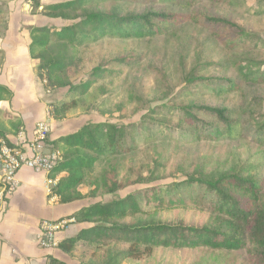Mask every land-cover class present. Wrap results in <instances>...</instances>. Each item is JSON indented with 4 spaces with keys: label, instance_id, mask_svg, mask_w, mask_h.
<instances>
[{
    "label": "rangeland",
    "instance_id": "1",
    "mask_svg": "<svg viewBox=\"0 0 264 264\" xmlns=\"http://www.w3.org/2000/svg\"><path fill=\"white\" fill-rule=\"evenodd\" d=\"M9 1L0 0V48H9L18 33L21 40L17 45L24 49L33 27L60 28L64 23H78L83 16L80 10H69L73 19L65 22L45 16L44 6L68 0H18L15 8ZM86 9L120 15L164 12L183 19L164 22L161 33L151 38L106 36L78 46L74 55L68 46L65 52L73 58L62 72L63 80L69 83L66 86H50L44 77V81L35 77L51 111L52 130L64 135L97 122L130 125L133 130L135 147L99 159L78 185L80 195L68 203L77 209L133 195L146 213L132 221L125 219L124 223L155 220L196 225L213 219L209 208L187 204L156 209L145 204L144 192L189 178L216 177L241 166L250 168L264 187V144L249 130L241 133L243 128H250V122H264V83L245 81L234 65L254 60L263 62L264 67V0H196L191 7L179 0H90ZM207 18L234 25L215 27L205 23ZM240 32L247 39L239 40ZM55 49L53 45L51 50ZM16 57L20 66L25 65L26 59L33 64L24 52ZM6 63V55L0 54V70ZM34 64H39L38 59ZM95 67L101 71L93 76L92 88L83 94L77 86L92 76ZM17 71H11L12 80ZM24 72L28 74L29 70H20L21 75ZM214 80L223 84L238 81L240 88L218 94L217 89L207 85ZM190 81L196 84V90L191 91L194 86ZM63 102L71 104L62 109ZM190 105L226 109L235 123L233 129L216 138L208 137L206 132L194 136L193 130L197 129L184 119L182 110ZM196 113L200 119L215 123L210 115ZM198 125L202 126V122ZM73 224L77 232L83 227ZM109 247L112 252L94 253L80 245L72 256L57 254L68 264H106L108 255L123 246ZM120 264H247V260L244 250L157 247L149 255L124 259Z\"/></svg>",
    "mask_w": 264,
    "mask_h": 264
},
{
    "label": "trees",
    "instance_id": "2",
    "mask_svg": "<svg viewBox=\"0 0 264 264\" xmlns=\"http://www.w3.org/2000/svg\"><path fill=\"white\" fill-rule=\"evenodd\" d=\"M149 1L154 0H144ZM179 1L191 7L196 0ZM89 2L90 0H68L46 5L43 9L48 18H57L64 22L71 20L73 18H70L69 10H80L83 16L76 24L64 23L60 28L36 26L30 31L29 54L32 59L39 61L35 66L36 75L41 81L44 77L50 86L61 87L69 84L63 80L62 72L70 65L78 46L106 36L120 39L155 37L161 33L164 22L183 19V16L154 11L125 15L89 11L86 9ZM184 18L196 21L189 16ZM204 21L215 27L230 24L216 18H207ZM198 22L203 23L201 20ZM238 39H247V35L240 32ZM53 45L57 49L51 50ZM68 46H71L73 51L70 57L68 52H65ZM0 54H3L1 49ZM234 65L245 81L264 83L263 62L242 60L234 62ZM100 69L95 67L92 76L77 86L81 93H87L92 88L95 82L93 76L101 71ZM191 84L194 86L190 88L191 91L196 90V84L190 81ZM207 85L211 89H217L218 94L224 90L237 91L240 88L238 81H226L223 84L221 80H214L207 82ZM7 97H11V92L0 85V101L8 99ZM70 104L63 102L61 108L66 109ZM182 110L184 119L197 129L193 130L196 131L193 132L196 137L206 132L208 137L216 138L230 133L235 124L228 117L226 109L190 105ZM195 111L210 115L215 119V123L210 124L200 119ZM8 115L0 111L1 117ZM201 122L202 126H199L198 123ZM250 123V128H243L241 133L249 130L255 134L260 144H264V122ZM130 127L109 122L90 123L51 143L62 155L61 162L50 172V176L62 174L55 188V194L59 196L61 202L67 203L80 195L78 185L85 181L86 173L99 159L122 154L135 147L136 142ZM143 195L145 204L156 209L175 205H200L209 208L214 217L196 225L185 224L182 221L166 224L155 220L124 223L125 219L132 221L146 213L133 195H126L82 206L65 216L73 217L75 222L83 227L74 236L62 239L58 248L72 256L74 249L80 245L92 249L94 253L99 250L112 252L109 247L111 245L123 246L109 254L106 262L120 264L124 259L149 255L157 247H207L211 250H244L247 264H264V187L250 168L241 166L211 178H189L167 184L163 188L148 189ZM47 264L68 263L50 256Z\"/></svg>",
    "mask_w": 264,
    "mask_h": 264
},
{
    "label": "crops",
    "instance_id": "3",
    "mask_svg": "<svg viewBox=\"0 0 264 264\" xmlns=\"http://www.w3.org/2000/svg\"><path fill=\"white\" fill-rule=\"evenodd\" d=\"M9 2L11 8L18 6V0ZM8 34L11 37V33ZM20 40L17 33L9 48H0L7 57L6 65L0 70V85L11 92L10 98L0 101V109L9 114L0 116V137L6 138L9 142L14 141L19 130H23L28 137H31L36 122L44 117L46 107L43 88L35 78L37 75H35L34 59L29 54L31 40L28 37L24 49L17 45ZM22 52L33 64L26 59L25 65L20 66L16 56ZM21 69L24 71L27 69L29 73L24 72L21 75ZM13 70L19 71L12 80L10 73ZM50 132L48 138L50 143L63 136L55 129H51ZM61 177L62 174L50 176L26 168L19 171L18 188L4 204L0 205V264H47L50 256L63 261L58 258L57 252H62L58 245L50 249H42L37 245L39 222L42 219L65 217L76 210L72 204L60 201L59 196L55 194L56 186L52 189V194L46 191L45 185L48 179L56 181L57 185ZM74 226V224L68 226L57 235L58 244L62 239L77 233V230L74 231Z\"/></svg>",
    "mask_w": 264,
    "mask_h": 264
},
{
    "label": "built area",
    "instance_id": "4",
    "mask_svg": "<svg viewBox=\"0 0 264 264\" xmlns=\"http://www.w3.org/2000/svg\"><path fill=\"white\" fill-rule=\"evenodd\" d=\"M51 111L45 107L44 117L37 121L31 137L19 130L14 141L9 142L0 137V205L16 191L19 186L18 173L26 168L33 172L50 174L61 160V153L49 142L51 131ZM56 181H46V191L52 194ZM75 223L73 217L42 219L39 222L37 245L42 249L54 248L58 245L57 235L70 224Z\"/></svg>",
    "mask_w": 264,
    "mask_h": 264
}]
</instances>
